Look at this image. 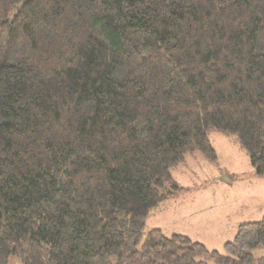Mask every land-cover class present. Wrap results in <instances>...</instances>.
<instances>
[{
  "label": "trees",
  "instance_id": "1",
  "mask_svg": "<svg viewBox=\"0 0 264 264\" xmlns=\"http://www.w3.org/2000/svg\"><path fill=\"white\" fill-rule=\"evenodd\" d=\"M211 129L264 176V0H0V264H264L144 230Z\"/></svg>",
  "mask_w": 264,
  "mask_h": 264
},
{
  "label": "rangeland",
  "instance_id": "2",
  "mask_svg": "<svg viewBox=\"0 0 264 264\" xmlns=\"http://www.w3.org/2000/svg\"><path fill=\"white\" fill-rule=\"evenodd\" d=\"M208 135L217 160L196 151L173 167L171 178L178 188L150 209L144 230L183 235L225 253L224 243L232 240L240 224L264 215V176L255 173L235 134L211 129ZM252 254L263 256L264 246ZM9 264L19 261L10 258Z\"/></svg>",
  "mask_w": 264,
  "mask_h": 264
}]
</instances>
